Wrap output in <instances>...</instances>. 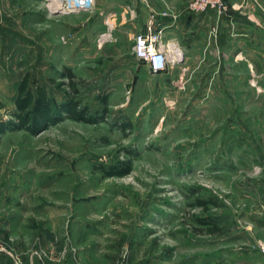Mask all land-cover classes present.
Instances as JSON below:
<instances>
[{"label":"rangeland","instance_id":"obj_1","mask_svg":"<svg viewBox=\"0 0 264 264\" xmlns=\"http://www.w3.org/2000/svg\"><path fill=\"white\" fill-rule=\"evenodd\" d=\"M50 1L0 0V264H264V94L247 119L207 77L169 97L162 75L116 76L128 62L96 55L111 31L87 29L103 0ZM28 72L100 120L14 127Z\"/></svg>","mask_w":264,"mask_h":264},{"label":"crops","instance_id":"obj_2","mask_svg":"<svg viewBox=\"0 0 264 264\" xmlns=\"http://www.w3.org/2000/svg\"><path fill=\"white\" fill-rule=\"evenodd\" d=\"M190 1L103 0L100 14L87 24L88 34L95 41L108 29L113 38L96 55L128 62V66L115 70L116 76L136 77L140 74L138 70L164 76L169 97L186 88L185 77H207L209 81L203 83L205 88L211 85L221 91L228 88L248 119L254 108L256 90L264 94V71H256L255 67L256 61L264 60V0H228L230 16H219L211 9L191 11ZM152 18L156 27L162 28L164 40L177 42L183 52L180 61L169 64L160 73L151 72L134 53L135 35L146 31ZM107 19L114 22L113 28H107ZM124 41L130 43L124 46ZM192 64L195 65L191 67ZM259 76L261 84L256 87ZM253 184L245 182L247 187Z\"/></svg>","mask_w":264,"mask_h":264},{"label":"built area","instance_id":"obj_3","mask_svg":"<svg viewBox=\"0 0 264 264\" xmlns=\"http://www.w3.org/2000/svg\"><path fill=\"white\" fill-rule=\"evenodd\" d=\"M143 1L148 2V0ZM94 4L95 0H51L49 8L53 12L72 13L92 9ZM188 8L195 12L211 9L219 16H230L231 14L228 0H191ZM100 37L106 38L101 35ZM134 53L138 59L147 64L153 73L166 71L169 64H175L183 57V52L177 42L168 43L164 40L163 30L156 27L153 18L149 21L146 31L135 35ZM259 246L264 249L262 243H259ZM5 253L13 258L16 257L13 249L0 239V257Z\"/></svg>","mask_w":264,"mask_h":264},{"label":"trees","instance_id":"obj_4","mask_svg":"<svg viewBox=\"0 0 264 264\" xmlns=\"http://www.w3.org/2000/svg\"><path fill=\"white\" fill-rule=\"evenodd\" d=\"M68 74L72 77L75 76L72 70H69ZM74 92L78 93V89L75 88ZM75 95L65 102L58 103L54 97L48 94L44 86L31 80V74L28 72L19 83L16 98L17 120L12 123L14 127L24 128L37 134L50 124L59 121L63 117V113L91 123L100 120L101 117H98V113H91L90 108L87 105H82ZM129 168L127 167L125 171H128Z\"/></svg>","mask_w":264,"mask_h":264},{"label":"bare ground","instance_id":"obj_5","mask_svg":"<svg viewBox=\"0 0 264 264\" xmlns=\"http://www.w3.org/2000/svg\"><path fill=\"white\" fill-rule=\"evenodd\" d=\"M102 36H105V35H102Z\"/></svg>","mask_w":264,"mask_h":264}]
</instances>
